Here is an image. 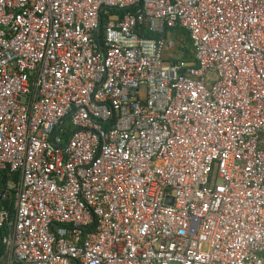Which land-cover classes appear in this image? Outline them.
<instances>
[{
  "label": "built area",
  "instance_id": "obj_1",
  "mask_svg": "<svg viewBox=\"0 0 264 264\" xmlns=\"http://www.w3.org/2000/svg\"><path fill=\"white\" fill-rule=\"evenodd\" d=\"M5 171L3 264H264V0H0Z\"/></svg>",
  "mask_w": 264,
  "mask_h": 264
},
{
  "label": "trees",
  "instance_id": "obj_2",
  "mask_svg": "<svg viewBox=\"0 0 264 264\" xmlns=\"http://www.w3.org/2000/svg\"><path fill=\"white\" fill-rule=\"evenodd\" d=\"M104 23V20H103ZM146 25V22H145ZM170 34L172 35L175 43L176 48L178 50L182 51V56L180 57L181 60L186 62L195 63V56H194V48H193V42L190 37L189 32L186 29L181 28L180 26L176 25L173 28H169ZM103 31V29H102ZM141 34L149 37V38H159L160 36L158 34H154L148 30V28L142 27L140 30ZM102 34V33H101ZM164 36V35H162ZM3 178H5L3 180ZM8 181L17 182L18 176H14L12 174H9L8 172H3L2 176L0 178V194L3 195L8 190ZM1 207H5L9 214L12 215L14 212V190H8V197L2 200ZM8 228L5 226L4 229L0 231V264L4 263V256L6 247L2 243V237L7 234Z\"/></svg>",
  "mask_w": 264,
  "mask_h": 264
},
{
  "label": "water",
  "instance_id": "obj_3",
  "mask_svg": "<svg viewBox=\"0 0 264 264\" xmlns=\"http://www.w3.org/2000/svg\"><path fill=\"white\" fill-rule=\"evenodd\" d=\"M100 34V33H99ZM5 178H3L4 180ZM3 200V196L0 194V205H1V201Z\"/></svg>",
  "mask_w": 264,
  "mask_h": 264
}]
</instances>
